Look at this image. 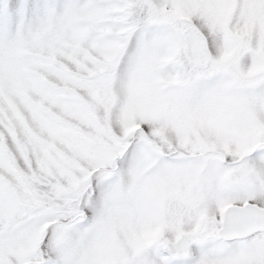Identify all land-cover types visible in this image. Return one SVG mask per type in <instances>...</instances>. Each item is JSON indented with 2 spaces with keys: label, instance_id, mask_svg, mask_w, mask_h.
Returning <instances> with one entry per match:
<instances>
[{
  "label": "snow or ice",
  "instance_id": "6c2138e0",
  "mask_svg": "<svg viewBox=\"0 0 264 264\" xmlns=\"http://www.w3.org/2000/svg\"><path fill=\"white\" fill-rule=\"evenodd\" d=\"M0 264H264V0H0Z\"/></svg>",
  "mask_w": 264,
  "mask_h": 264
}]
</instances>
